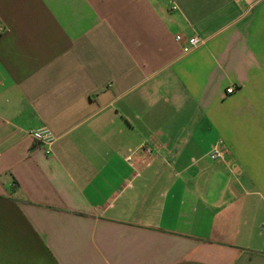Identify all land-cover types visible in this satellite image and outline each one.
Masks as SVG:
<instances>
[{
	"label": "crops",
	"instance_id": "obj_1",
	"mask_svg": "<svg viewBox=\"0 0 264 264\" xmlns=\"http://www.w3.org/2000/svg\"><path fill=\"white\" fill-rule=\"evenodd\" d=\"M171 1L0 0V264H264V0Z\"/></svg>",
	"mask_w": 264,
	"mask_h": 264
},
{
	"label": "built area",
	"instance_id": "obj_2",
	"mask_svg": "<svg viewBox=\"0 0 264 264\" xmlns=\"http://www.w3.org/2000/svg\"><path fill=\"white\" fill-rule=\"evenodd\" d=\"M159 1H168L170 4H172L171 10L177 9L176 5L171 0H159ZM175 41L181 44L183 53H189L190 51H192L193 49L197 48L198 46L202 44V42L196 37H192L184 41L181 36L177 35L175 37ZM233 92H234L233 87H229L226 90L227 95H230ZM29 136L32 138L34 142H36L40 147H42L46 155H49L51 153V148H52V145L55 139L52 133L47 128H41L38 130L31 131L29 133ZM131 156L132 155H129L126 158L127 162H130L132 160ZM207 158L211 161L221 160L223 158V152L220 150L218 146L213 147L207 153Z\"/></svg>",
	"mask_w": 264,
	"mask_h": 264
}]
</instances>
